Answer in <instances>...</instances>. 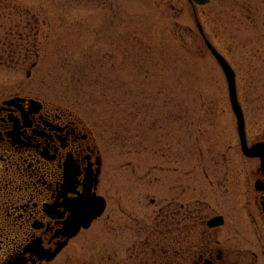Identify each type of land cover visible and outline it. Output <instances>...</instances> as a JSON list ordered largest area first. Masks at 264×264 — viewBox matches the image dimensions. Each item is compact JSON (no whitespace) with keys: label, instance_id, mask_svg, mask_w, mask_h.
Masks as SVG:
<instances>
[{"label":"rangeland","instance_id":"374dc122","mask_svg":"<svg viewBox=\"0 0 264 264\" xmlns=\"http://www.w3.org/2000/svg\"><path fill=\"white\" fill-rule=\"evenodd\" d=\"M196 16L237 75L249 143L264 142V0L196 9L187 0H0V95L80 118L105 159L107 210L54 264H153L147 243L164 249L171 202L191 212L182 228L194 256L176 264L197 261L204 235L225 250H259L256 164L242 154L226 77ZM17 33L30 39L20 45ZM26 49L29 62L5 60ZM197 211L203 223H226L208 231Z\"/></svg>","mask_w":264,"mask_h":264},{"label":"flooded vegetation","instance_id":"af4514ba","mask_svg":"<svg viewBox=\"0 0 264 264\" xmlns=\"http://www.w3.org/2000/svg\"><path fill=\"white\" fill-rule=\"evenodd\" d=\"M17 36L20 45L30 39L23 33ZM14 44L17 43L11 45ZM34 55L39 57L38 53ZM32 57L30 49L5 54L7 61L29 62ZM47 104L19 94L0 95V264H54L86 231L81 230L76 238L68 240L74 231L69 222L77 201L84 199L77 209L81 213L91 210L94 201L101 204L105 200L108 207L107 197L101 194L105 159L92 131L80 118L60 113ZM246 159L256 164L250 193L260 220L258 223L252 216L258 239L253 248L259 250H225L220 241L204 235L203 251L194 264H261L264 258V169L260 159ZM185 210L184 205L178 207L171 202L159 225L165 229L166 243L177 242L181 248L185 247L182 222L191 213H184ZM193 214L197 216L195 221L205 226L201 211ZM221 217L226 223V218ZM151 239L147 244L154 247L153 264H159L157 242L151 243ZM63 245L66 248L51 261Z\"/></svg>","mask_w":264,"mask_h":264},{"label":"water","instance_id":"95a60500","mask_svg":"<svg viewBox=\"0 0 264 264\" xmlns=\"http://www.w3.org/2000/svg\"><path fill=\"white\" fill-rule=\"evenodd\" d=\"M193 7L195 8L197 6H206L209 3H211L213 0H188ZM197 27L199 29L200 34L202 35L205 45L207 49L211 52V54L214 56L220 67L222 68L227 83L229 86V94H230V101L231 105L234 111V114L237 119V125H238V133L242 145L243 153L248 158H260L263 162V168H264V144H257L252 147L248 146L247 136H246V121L244 117V113L242 111L241 105L238 100V93H237V82H236V73L233 70V68L230 66V64L227 62V60L218 52V50L211 44V42L207 39L204 29L199 22V20H196ZM84 202V199L77 201V209H79L81 206V203ZM74 213V216L72 218V221L69 222L70 230L72 231L71 234L68 235L69 238L76 237L80 230L82 228L88 229L92 225V223L100 218L105 210H106V204L101 203L98 204L95 201L93 202V207L91 210H88V212L81 213L79 210ZM224 224L223 218H215L208 223L209 228H217ZM64 246V245H63ZM54 258V256H53Z\"/></svg>","mask_w":264,"mask_h":264},{"label":"trees","instance_id":"16d2710c","mask_svg":"<svg viewBox=\"0 0 264 264\" xmlns=\"http://www.w3.org/2000/svg\"><path fill=\"white\" fill-rule=\"evenodd\" d=\"M195 222H198V221H195ZM196 226H198V225H195V227ZM188 229L190 230V227L185 226L181 237H184V233H186V231H188ZM160 240H161V237H160ZM166 241L167 240L164 239V249H157L156 248L157 251L160 250V251H158L160 254H158V252H157V255L160 256L159 258H161V260L164 259V261H167V262L172 263V264H176L179 262L181 263L183 261L188 262V260L186 259L187 255L194 256L193 252L189 248L184 249V246L181 248L179 243H177V242H173L172 244H168V243H166ZM159 246H162V245L157 242V247H159ZM186 246L187 245H185V247Z\"/></svg>","mask_w":264,"mask_h":264},{"label":"bare ground","instance_id":"6f19581e","mask_svg":"<svg viewBox=\"0 0 264 264\" xmlns=\"http://www.w3.org/2000/svg\"><path fill=\"white\" fill-rule=\"evenodd\" d=\"M204 33H205V31H204ZM206 35V34H205Z\"/></svg>","mask_w":264,"mask_h":264}]
</instances>
